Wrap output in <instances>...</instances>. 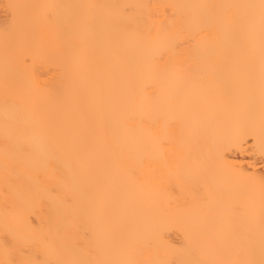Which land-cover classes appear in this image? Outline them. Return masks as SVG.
<instances>
[{"label":"bare ground","instance_id":"bare-ground-1","mask_svg":"<svg viewBox=\"0 0 264 264\" xmlns=\"http://www.w3.org/2000/svg\"><path fill=\"white\" fill-rule=\"evenodd\" d=\"M262 5L0 0V264H261Z\"/></svg>","mask_w":264,"mask_h":264},{"label":"snow or ice","instance_id":"snow-or-ice-1","mask_svg":"<svg viewBox=\"0 0 264 264\" xmlns=\"http://www.w3.org/2000/svg\"><path fill=\"white\" fill-rule=\"evenodd\" d=\"M262 7H264V5H262ZM13 264H14V262H13ZM29 264H32V262H29ZM261 264H264V261H262Z\"/></svg>","mask_w":264,"mask_h":264},{"label":"rangeland","instance_id":"rangeland-1","mask_svg":"<svg viewBox=\"0 0 264 264\" xmlns=\"http://www.w3.org/2000/svg\"><path fill=\"white\" fill-rule=\"evenodd\" d=\"M263 165H264V163H263Z\"/></svg>","mask_w":264,"mask_h":264}]
</instances>
